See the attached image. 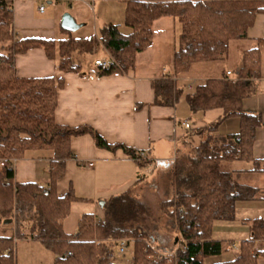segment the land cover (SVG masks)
Instances as JSON below:
<instances>
[{
  "label": "trees",
  "instance_id": "1",
  "mask_svg": "<svg viewBox=\"0 0 264 264\" xmlns=\"http://www.w3.org/2000/svg\"><path fill=\"white\" fill-rule=\"evenodd\" d=\"M122 1L126 3L124 25L129 28L128 33H123L117 24L107 23L98 37L69 36L55 41L15 39L12 8L0 0V264H16L18 240L39 242L53 254V264H119L115 246L120 239H126L131 247V264H258V259L264 258V218L251 221L250 237L240 242L234 258L209 263L207 260L223 255L233 245L212 238L214 221L232 220L237 201L258 199L261 193L257 187L239 182L226 168L235 161L256 163L252 148L256 129L264 122L259 113L244 111L241 104L257 93L256 81L261 77L259 47L243 51L235 77L209 78L190 93H184L172 76L151 83L156 105L174 107L184 96L192 114L222 110L216 122L190 132L201 136L198 146L184 143V151L175 153L170 169L175 197L160 205L178 233L169 250L157 251L151 245V238L139 224L149 213L148 207L131 194L133 189L104 201L98 222L94 214L85 213L78 219L75 234L64 231L63 221L78 199L71 186L66 194L58 195L56 182L65 174L66 160L74 157L72 137L88 134L99 148L122 149L139 171L151 160L140 157L132 147L108 143L91 126L57 124L54 113L62 78L19 77L15 56L40 48L47 59L57 58L58 69L80 74V57L100 44L114 62L105 70L96 67L97 75L125 73L134 66L137 53L151 43L152 23L172 16L180 25L173 59L174 74L179 75L195 63L222 60L230 41L246 38L256 14L264 13V0ZM231 117L239 119V132L215 135L218 126ZM32 150L51 153L46 186L15 179L13 160ZM145 179L138 173L133 186ZM179 208L181 212H177Z\"/></svg>",
  "mask_w": 264,
  "mask_h": 264
},
{
  "label": "crops",
  "instance_id": "2",
  "mask_svg": "<svg viewBox=\"0 0 264 264\" xmlns=\"http://www.w3.org/2000/svg\"><path fill=\"white\" fill-rule=\"evenodd\" d=\"M36 1L11 0L15 39L36 37L58 41L69 36L85 39L98 37L104 24H117L120 30L121 24L124 25L126 3L122 0H46L48 16L34 19ZM42 13L47 15L46 7ZM64 13L73 17L80 25L78 29L66 31L61 27ZM128 32L129 28L125 33ZM179 33L180 25L174 17L156 19L152 23L151 43L137 53L134 66L125 73L108 76L97 75L96 66L80 69V74L62 71L57 68V58L47 59L40 48L15 56L14 65L19 77L62 78L63 86L57 92L54 113L57 124L91 126L108 143H120L145 151L151 160L147 168L139 171L134 160L122 149L109 151L99 148L88 134L72 137L70 144L74 157L66 160L65 174L56 182L58 195L66 194L71 186L78 199L71 204L70 213L63 221V229L67 234L76 233L77 222L82 214L92 213L97 219L101 218L103 211L100 201L135 189L137 186L133 184L138 173L147 177L159 168L163 169L161 164L173 161L177 150L184 151V143L198 146L201 136L190 132L220 118V109L192 114L184 96L181 97L185 100L183 104L179 100L174 107L156 105L151 84L153 80L172 76L179 86L188 91L186 93H190L209 78H221L227 72L231 73L229 77H235L243 51L259 47L261 77L256 81L257 93L243 99L241 106L244 111L259 113L264 122V43H258L264 40V13L256 14L246 38L230 41L228 53L222 60L195 63L188 72L175 75L173 59ZM98 49H102L103 58L110 57L100 44L94 51ZM98 58L102 57L96 54L95 59ZM190 115L195 117L194 121ZM185 121L190 125L188 128L184 126ZM238 132L239 119L231 117L225 119L214 133L227 136ZM252 152L256 163L235 161L226 168L239 182L257 187L261 191L259 195L264 196V126L256 129ZM50 159V152L27 151L14 162L16 181L48 185ZM88 161L92 164L88 165ZM237 252L227 251L221 256L209 258L207 262L232 259Z\"/></svg>",
  "mask_w": 264,
  "mask_h": 264
},
{
  "label": "rangeland",
  "instance_id": "3",
  "mask_svg": "<svg viewBox=\"0 0 264 264\" xmlns=\"http://www.w3.org/2000/svg\"><path fill=\"white\" fill-rule=\"evenodd\" d=\"M43 1V4L39 0L34 4V19H42L48 16V4L46 0ZM40 6L46 7L47 15L42 13L43 9L39 10ZM121 31L125 33L128 28L121 24ZM96 54L102 58L104 56L102 49L84 53L80 57L81 69L95 68L94 59ZM186 92L188 91L184 90V93ZM180 101L183 104L185 100L181 98ZM190 117L194 121L195 117L193 115H190ZM174 163L175 157L173 161L166 164L162 163L163 169L159 168L153 175H148L145 181L131 191L132 195L147 204L149 213L139 224L148 237L151 238L150 243L157 251L169 250L178 235L177 231L172 227L170 218L160 208L162 201L175 197L170 184L172 178L170 169ZM255 218H264V196L262 195H259L258 199L237 201L234 218L232 220L214 221L211 236L213 239L222 240L224 244L234 242L237 247L231 248L229 251L236 253L240 242L250 237V224ZM257 245L258 248L261 247L260 244ZM15 258L16 264H52L53 262V254L37 241L18 240L15 244ZM115 258L119 264H131V247L127 246L124 253H119L116 245ZM261 262L264 264V258L258 259V264H261Z\"/></svg>",
  "mask_w": 264,
  "mask_h": 264
},
{
  "label": "built area",
  "instance_id": "4",
  "mask_svg": "<svg viewBox=\"0 0 264 264\" xmlns=\"http://www.w3.org/2000/svg\"><path fill=\"white\" fill-rule=\"evenodd\" d=\"M4 1H6V2H8L9 3V5H10V8H11V0H4ZM43 9V6H40L39 7V10H42ZM114 61L110 58V57H108V58H98V59H95L94 60V65L97 67V68H99V69H102V70H105V69H108L109 67H110V65H111V63H113ZM230 72H227V75L228 76H230ZM184 126L186 127V128H188L190 125H189V123L188 122H184ZM139 155H140V157H142V158H145V159H148L147 158V155H146V153H145V151H139ZM15 162V160H13V163ZM87 164L88 165H91L92 164V162H90V161H88L87 162ZM0 165H3V162L2 161H0ZM148 167V166H147ZM146 167V168H147ZM177 212H181V209L179 208V209H177ZM100 220V218L99 219H97V222ZM181 243L183 242V239L181 238ZM117 247H118V251H119V253H124L125 252V250H126V247H127V240L126 239H120V240H118L117 241ZM237 247V245L234 243L233 245H232V248H236ZM176 251V250H175ZM175 251H173L172 252V254H174L175 253ZM160 254V253H159Z\"/></svg>",
  "mask_w": 264,
  "mask_h": 264
},
{
  "label": "water",
  "instance_id": "5",
  "mask_svg": "<svg viewBox=\"0 0 264 264\" xmlns=\"http://www.w3.org/2000/svg\"><path fill=\"white\" fill-rule=\"evenodd\" d=\"M79 24L75 22L73 17L69 13H64L61 18V27L66 31H75L79 28ZM100 205H103V202L100 201Z\"/></svg>",
  "mask_w": 264,
  "mask_h": 264
}]
</instances>
